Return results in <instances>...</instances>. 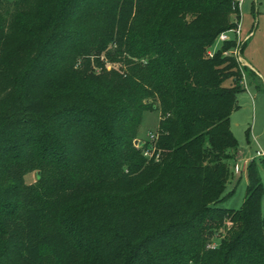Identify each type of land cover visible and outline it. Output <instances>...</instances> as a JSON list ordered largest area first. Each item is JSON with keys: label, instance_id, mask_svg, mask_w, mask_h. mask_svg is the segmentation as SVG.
<instances>
[{"label": "trees", "instance_id": "obj_1", "mask_svg": "<svg viewBox=\"0 0 264 264\" xmlns=\"http://www.w3.org/2000/svg\"><path fill=\"white\" fill-rule=\"evenodd\" d=\"M236 1L0 0V264H264L254 160L218 206L244 69L206 52Z\"/></svg>", "mask_w": 264, "mask_h": 264}, {"label": "rangeland", "instance_id": "obj_2", "mask_svg": "<svg viewBox=\"0 0 264 264\" xmlns=\"http://www.w3.org/2000/svg\"><path fill=\"white\" fill-rule=\"evenodd\" d=\"M2 1L13 2L16 0ZM229 37L235 41L237 39V42L242 45L239 57L248 65L243 67V81L241 77L239 83L243 90L235 96L238 108L229 119L230 132L236 141V149L241 152L242 156L229 163L231 176L225 183L223 194L231 190L233 192L218 206L231 210L239 208L246 185V165L249 161L254 160L262 188L260 208L264 215V159L254 156L255 151L258 150L257 146L264 153V0H240L237 38L236 35ZM110 66L108 65V67ZM112 66L117 68V64H112ZM228 84L229 81L224 82V85ZM157 117L158 113H143L134 139V146L144 147L148 156L153 151V144L146 146L144 144L148 142L149 134H154ZM242 162L246 163L242 165ZM234 163H237L240 168L236 175L232 173ZM35 178L36 173L31 172L24 176V183L33 184Z\"/></svg>", "mask_w": 264, "mask_h": 264}, {"label": "built area", "instance_id": "obj_3", "mask_svg": "<svg viewBox=\"0 0 264 264\" xmlns=\"http://www.w3.org/2000/svg\"><path fill=\"white\" fill-rule=\"evenodd\" d=\"M239 3H240V0H237L235 5L233 6V8L239 10ZM237 31H238V22L235 25V28L219 33L216 36L212 47L209 50H207V52H206L207 56L210 57L212 55V53L214 52V50L218 47V45L221 42L233 40L235 45H234L233 49L231 50V55L233 56V58L235 59V61L237 62V64L240 67L241 63H240L239 50H238L240 43L237 42V39L235 41L232 37H229L230 35L231 36L236 35V38H237ZM241 77H242V81H243V74L242 73H241ZM243 84H244V82H243ZM243 87H244V85H243ZM152 137H153L152 134H149V139H151ZM254 156L255 157H262L264 159V153L260 150H256L254 153ZM244 163H246V162H242V165H244ZM239 171H240V168H239L238 164L234 163L232 165V173L234 175H236ZM209 247L213 248L214 244L211 243Z\"/></svg>", "mask_w": 264, "mask_h": 264}, {"label": "crops", "instance_id": "obj_4", "mask_svg": "<svg viewBox=\"0 0 264 264\" xmlns=\"http://www.w3.org/2000/svg\"><path fill=\"white\" fill-rule=\"evenodd\" d=\"M240 63H241V66H242V67L248 65V64H247L244 60H242L241 58H240ZM232 113H233V112H232ZM232 113L230 114L229 119H230ZM253 142L255 143V140H253ZM255 144H256V143H255ZM257 148H258V150H260L258 146H257ZM260 151H261V150H260ZM241 156H242V155H241V152H240L238 149H236V152H235L234 157H233V161L238 160L237 157L240 158ZM234 177H238V176H234Z\"/></svg>", "mask_w": 264, "mask_h": 264}, {"label": "water", "instance_id": "obj_5", "mask_svg": "<svg viewBox=\"0 0 264 264\" xmlns=\"http://www.w3.org/2000/svg\"><path fill=\"white\" fill-rule=\"evenodd\" d=\"M133 145H135V140L133 141Z\"/></svg>", "mask_w": 264, "mask_h": 264}]
</instances>
